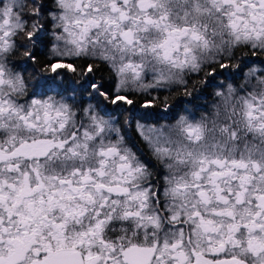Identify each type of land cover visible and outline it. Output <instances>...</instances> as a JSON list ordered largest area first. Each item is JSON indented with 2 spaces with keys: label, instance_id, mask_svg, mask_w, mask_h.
Masks as SVG:
<instances>
[{
  "label": "snow or ice",
  "instance_id": "1",
  "mask_svg": "<svg viewBox=\"0 0 264 264\" xmlns=\"http://www.w3.org/2000/svg\"><path fill=\"white\" fill-rule=\"evenodd\" d=\"M0 264H264V0H0Z\"/></svg>",
  "mask_w": 264,
  "mask_h": 264
},
{
  "label": "trees",
  "instance_id": "2",
  "mask_svg": "<svg viewBox=\"0 0 264 264\" xmlns=\"http://www.w3.org/2000/svg\"><path fill=\"white\" fill-rule=\"evenodd\" d=\"M218 79L223 81L224 80V77H219ZM249 90H251V89H249ZM93 103H94V101H93ZM197 103L200 106L196 110L197 118H199V116L201 114L210 117L212 115V112H213V106L218 103V100L215 97V95L213 94V90L212 89H208V93L205 94L203 96V98H201L200 100H198ZM167 122L168 121H166V120H162L161 121V123H167ZM152 123H155V121H153Z\"/></svg>",
  "mask_w": 264,
  "mask_h": 264
},
{
  "label": "clouds",
  "instance_id": "3",
  "mask_svg": "<svg viewBox=\"0 0 264 264\" xmlns=\"http://www.w3.org/2000/svg\"><path fill=\"white\" fill-rule=\"evenodd\" d=\"M234 63H235V62H234ZM197 79H199V78H197ZM221 81H222V80H221ZM182 94H183V93H182V90H178L174 95L180 96V95H182ZM201 98H203V97H201ZM21 102H22V103H26V101H24V100H21ZM74 110H76V109H74ZM205 116H206V115H205ZM70 168H71V165L69 166V169H68V170H70ZM61 171H64V173L67 174V170H61ZM54 174H59V172L54 173ZM153 179L157 180L159 183H162V173H161V172H157V173H155L154 176H153Z\"/></svg>",
  "mask_w": 264,
  "mask_h": 264
}]
</instances>
